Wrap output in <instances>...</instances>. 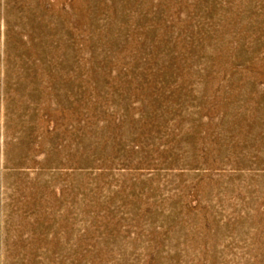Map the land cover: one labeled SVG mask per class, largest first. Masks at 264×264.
I'll list each match as a JSON object with an SVG mask.
<instances>
[{
  "label": "rangeland",
  "instance_id": "obj_1",
  "mask_svg": "<svg viewBox=\"0 0 264 264\" xmlns=\"http://www.w3.org/2000/svg\"><path fill=\"white\" fill-rule=\"evenodd\" d=\"M0 264H264V0H0Z\"/></svg>",
  "mask_w": 264,
  "mask_h": 264
}]
</instances>
